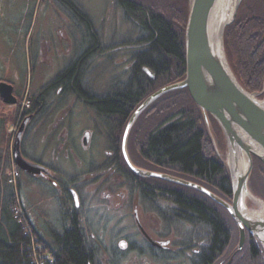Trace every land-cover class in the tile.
Returning <instances> with one entry per match:
<instances>
[{"label":"rangeland","instance_id":"obj_1","mask_svg":"<svg viewBox=\"0 0 264 264\" xmlns=\"http://www.w3.org/2000/svg\"><path fill=\"white\" fill-rule=\"evenodd\" d=\"M72 1L87 16L93 30L87 21L81 22L75 17L65 5L68 0H0V81L12 84L18 102L22 101L23 104L29 100L32 84L33 99L38 98L44 89L78 59L85 61L80 68V88L91 94L103 96L114 87L124 88L128 83L133 67L134 45L140 39V30L128 20L124 11L117 6L114 0ZM187 2L190 8L191 0ZM239 16L240 18L254 16L264 19V0H245ZM93 49L94 53L91 52ZM88 52L90 56H87ZM68 85L71 89L77 90L74 84L69 82ZM60 89L61 93L58 94L57 91ZM71 93L65 87L56 86L43 94L45 107L42 108L39 118L42 125L38 127V124H33V133L31 128L27 130L23 148L28 149L31 152L29 155L33 158L43 161L58 157L59 161L55 165L70 174L77 175L76 183H78L77 187H80V173L83 169L82 171H78V168L71 169L64 162V150L58 153V144L62 142H58V137L66 133L69 135V141L75 142L78 156L86 158L94 150L95 161L103 163L106 160L105 151L108 149L106 139L108 128L103 125L105 124L103 117H99L92 108L85 107L78 102L76 96ZM261 93L263 94L261 97L257 94L259 100L264 99V89ZM3 109L7 111L8 107L0 102V111ZM107 120L110 123H116L114 119ZM53 123H61L55 128L56 131H50ZM94 123H100L101 126L96 128L91 151L84 153L80 148V139L85 129L95 127ZM204 123L214 148V154H220L226 163L227 147L226 144L224 145L223 134L218 132L219 125L217 126L211 119L209 128L205 119ZM8 124L5 127L0 126V152L2 151V154L0 153V188L2 190L6 188L4 192H1L5 197L0 198V224H2L1 209L6 205L7 197H11L13 206L16 199L21 201L25 215L36 230L42 228L44 231L54 232L55 235L61 237L65 225L66 228L69 227L64 221L66 216L64 209L66 208L62 209L56 199H50L44 195L39 199L33 188V177L23 175L22 179L18 178L15 188L9 184V173L12 169L8 167V164L12 160L11 149L15 139L13 137H16L18 130L14 135L16 123ZM64 128L67 130L62 133ZM131 131L127 139V153L131 155L132 161L138 164L141 160L135 151L136 148L133 147ZM138 133H141L139 128ZM45 148L49 149V152ZM259 185L257 183L256 188ZM251 194L254 199L247 200L248 209L259 211L264 208V197L256 196L253 192ZM88 201L92 205L89 221L85 222L82 216L79 220L96 264H110V249L117 247L120 241L119 234H125L126 231L131 236L127 241L135 248L137 246L143 248L139 251L128 249L118 253L119 263L158 264L145 257L146 247L141 238L136 235L134 222L130 220L120 222L119 217L110 212L106 206L100 207L104 203L102 199L94 198ZM69 203L72 205L71 202ZM223 218L232 231V244L223 257L224 261H227L236 249L239 229L233 218L229 216ZM164 226L162 224L161 231L165 232L168 229H164ZM101 232H103L102 235ZM48 234L38 235L50 247L53 241L52 235ZM164 264L177 263L167 260Z\"/></svg>","mask_w":264,"mask_h":264},{"label":"trees","instance_id":"obj_2","mask_svg":"<svg viewBox=\"0 0 264 264\" xmlns=\"http://www.w3.org/2000/svg\"><path fill=\"white\" fill-rule=\"evenodd\" d=\"M114 1L124 11L128 20L137 26L141 36L134 45L133 67L125 92L119 94L115 100L94 101L90 106L97 114L108 119L121 118L120 115L124 113V123H128L133 113L148 97L185 78V30L189 2ZM65 5L79 21H87L92 29L87 16L72 0L65 2ZM224 46L231 70L239 83L249 93L261 97L264 89V19L238 16L226 29ZM91 52L94 53V49ZM89 53L87 56H90ZM84 62L83 59H78L63 71L38 98L33 99V105L41 108L44 102L43 94L56 86L71 89L68 85L70 82L75 85L74 88L80 90V68ZM210 119L216 123L212 117ZM216 125L218 126L217 123ZM138 128L141 133H138ZM120 130L121 137L123 128ZM218 132L222 134L220 128ZM131 137L133 147L141 160L140 163H135L138 167L199 184L231 203L229 170L224 160L214 154L204 117L187 89L168 93L150 105L133 126ZM120 161L128 169L122 154ZM137 179L134 176V180L138 181ZM146 180L150 184L167 187L164 196L166 216L179 222H191L190 224L208 219L219 239L228 233L230 241L232 240L231 227L223 218L232 217L223 207L196 190L159 179ZM257 183L260 184L258 188ZM249 189L254 195L264 197V164L255 157ZM12 208L10 197L1 209L0 264H31V239L24 234L22 226L14 219ZM35 235L53 257L52 264L94 263L92 250L79 225L61 236L56 247L52 248L47 246L36 232ZM253 239L256 244L252 240L246 249L235 256L231 264H264V248L256 238ZM217 245L215 237V247ZM222 251V248L219 251L215 249V255L220 256Z\"/></svg>","mask_w":264,"mask_h":264},{"label":"flooded vegetation","instance_id":"obj_3","mask_svg":"<svg viewBox=\"0 0 264 264\" xmlns=\"http://www.w3.org/2000/svg\"><path fill=\"white\" fill-rule=\"evenodd\" d=\"M244 1L239 8L237 17L240 14ZM129 81L124 88L114 87L108 94L103 96L91 94L87 90L81 88L80 90L69 89V91L72 92V95L76 96V99L79 100L78 102L82 103L85 107L88 106L91 108L90 105L93 104L94 101L115 100L119 94L125 92ZM1 83L2 81H0V84ZM5 83L12 86L9 82L5 81ZM31 86L32 93L29 98L28 108H23L22 101L18 102L14 93V87L12 86L13 95L17 102L14 105H7V111L4 110L5 108L0 111V126L3 125L5 127V125H9L8 123H16L15 133H13L15 135L16 130H19L23 123H27L22 139L21 151L27 160L43 166L46 171L42 172L40 175H28L15 165L13 156V161H10L8 167L19 170V180L22 179L23 175L33 177V188L35 189L39 199H41L42 195H44L50 199H56L62 209L66 208L64 209L66 210L64 213L66 215L64 217V221L68 223L69 227L66 228L65 225L61 236H64L65 233L73 231L76 225L80 226L79 218L81 216L85 219V222H88L89 215L92 212V205L89 204L88 200L99 198L104 201L100 207L106 206L110 212L115 213L119 217L120 222L126 220L134 222L136 235L141 238L146 247L145 257L150 258L152 261H156L158 264H164L167 260H173L177 264H227L231 258L234 260L235 256L238 254L236 253V250L239 242V233L236 249L233 255L230 259H228V261H224L223 257L228 252L232 244V240L230 241L228 233H225V236L222 234L224 238L219 239L212 230V222L208 219L200 220L199 223L190 224L191 222H179L176 221L175 218L173 219L172 217L166 216V203L164 196L167 187L161 184H150L149 181L146 180L149 178H142L135 175L130 170L129 166L128 169H126L121 163L120 154H122L124 158L122 143L126 126L128 124L124 123V113L120 115L121 118L114 119L116 123H110V121L107 120L108 118L98 114L99 117H103L105 119V124L103 125H106L108 128L106 132L108 149L105 151L106 160L103 163H97L95 161L96 154L93 152L94 150L89 153V151H91V147H93L92 143L95 138L96 128L97 126H101L100 123H94L95 127L93 126V129L87 128L82 133L80 148L84 153H89L86 158L78 156L76 153L75 142L73 140L69 141V135L63 133L67 130L66 128L62 131L63 134H60L58 137V142L62 141L58 144V153L60 154L61 151L64 150V162L68 164L71 169L78 168V171H82L83 169L82 173L79 172L81 176V188L77 187V175H73L72 173L70 174L65 169H60L55 165L59 161L58 157L55 156L54 159L51 158L45 161L37 158H33V160H31L29 158V153L31 152L28 149L23 148V141L29 128L32 129L33 133V124H38V127H41L42 121L39 122V118L42 108L45 107L44 102L41 108L33 105V84ZM57 93H61V89L57 91ZM0 102L3 106H6L1 97ZM58 124L61 123H53L50 131H56L55 128ZM122 128V140H120V129ZM225 144L226 143L224 142V145ZM224 145L222 144V146ZM46 149L47 148H45V150ZM47 150L49 152V149ZM0 153L2 154V151ZM218 155L220 156V154ZM129 157L132 161L130 154ZM132 163L136 167L139 166H137L133 161ZM134 176L138 178V181L134 180ZM5 190L6 188L3 190L0 188V198H3V196L5 197V195L1 193ZM81 192H83V194H81ZM7 199L9 198L7 197ZM69 202H71L72 205H70ZM162 224L165 225L164 229H168L167 231H161ZM33 227L35 229L34 225ZM170 229H174V231H170ZM37 230L35 229L37 235L46 236L48 233V235H52L53 244L50 247H56L57 241L60 239L59 235H55L54 232L44 231L42 228ZM102 234L103 232H101V235ZM130 237L131 236L127 234V231L125 234H119L118 238L120 241L118 242L117 247L110 249V264H120L117 259V255L120 252L128 249L139 251L143 248L140 246L135 248L132 243H129L127 240ZM215 237L218 242L216 247ZM253 238L256 237L247 232L243 250L250 245L252 240L253 243L256 244ZM258 242L260 241L258 240ZM221 248L223 250L221 252L222 254H220V256L215 255V249L219 251ZM93 259V264H96V259Z\"/></svg>","mask_w":264,"mask_h":264},{"label":"water","instance_id":"obj_4","mask_svg":"<svg viewBox=\"0 0 264 264\" xmlns=\"http://www.w3.org/2000/svg\"><path fill=\"white\" fill-rule=\"evenodd\" d=\"M243 1L191 0L185 30L186 76L182 81L155 92L138 107L128 121L122 143L125 161L135 175L196 190L223 207L239 229L236 253L243 250L247 232L264 246V218L249 215L252 211L246 204L249 198L254 199L249 189L253 157L264 164V99L259 100L257 94L249 93L239 83L228 63L224 46L226 29L235 22ZM181 89L189 91L207 127L212 117L222 131L227 147L226 165L231 180V203L199 184L138 168L127 153L128 136L141 114L162 96ZM0 97L6 105L17 102L13 87L5 82L0 84ZM26 126L27 123L20 126L14 139L13 160L24 173L40 175L46 171L45 168L27 160L21 151ZM232 260L227 264H231Z\"/></svg>","mask_w":264,"mask_h":264},{"label":"built area","instance_id":"obj_5","mask_svg":"<svg viewBox=\"0 0 264 264\" xmlns=\"http://www.w3.org/2000/svg\"><path fill=\"white\" fill-rule=\"evenodd\" d=\"M23 108L29 107V100L25 101L23 104ZM9 184L12 186H16V182L20 176V173L16 169H12L9 174ZM14 219L22 226L24 234L29 236L31 239V245L29 247L30 255H32L31 264H52L53 257L44 249V246L38 241L34 228L29 221L28 217L25 215L22 207V203L19 199H16L15 204L12 208Z\"/></svg>","mask_w":264,"mask_h":264},{"label":"bare ground","instance_id":"obj_6","mask_svg":"<svg viewBox=\"0 0 264 264\" xmlns=\"http://www.w3.org/2000/svg\"><path fill=\"white\" fill-rule=\"evenodd\" d=\"M249 215L254 216V217H262V218H264V208H262V209L259 210V211H252V212H249ZM262 218H261V219H262Z\"/></svg>","mask_w":264,"mask_h":264},{"label":"crops","instance_id":"obj_7","mask_svg":"<svg viewBox=\"0 0 264 264\" xmlns=\"http://www.w3.org/2000/svg\"><path fill=\"white\" fill-rule=\"evenodd\" d=\"M29 158H30L31 160H33V157L30 156V155H29ZM8 169H9V168H8ZM8 169L6 170V174H7ZM6 174H5V177H6Z\"/></svg>","mask_w":264,"mask_h":264}]
</instances>
